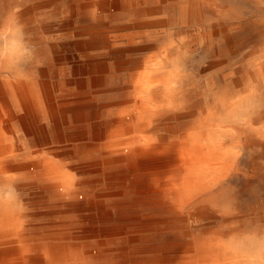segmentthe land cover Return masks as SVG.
Here are the masks:
<instances>
[{"label":"bare ground","instance_id":"1","mask_svg":"<svg viewBox=\"0 0 264 264\" xmlns=\"http://www.w3.org/2000/svg\"><path fill=\"white\" fill-rule=\"evenodd\" d=\"M74 1L52 2L63 18L52 36L56 24L43 25L32 6L0 23V264H264V196L243 206L232 193L235 179L253 192L264 178V52L250 57L253 70L218 89L208 82L191 99L169 46L108 102L111 43L127 36L98 27L114 15L109 1ZM152 4L168 27H186L194 9L211 5L113 8L129 16ZM27 27L39 47L19 74L25 53L14 31ZM220 33L192 39L202 46Z\"/></svg>","mask_w":264,"mask_h":264},{"label":"rangeland","instance_id":"2","mask_svg":"<svg viewBox=\"0 0 264 264\" xmlns=\"http://www.w3.org/2000/svg\"><path fill=\"white\" fill-rule=\"evenodd\" d=\"M53 1L61 2L62 6L72 3V0ZM53 1L0 0V23H3L10 13L20 12L24 8L32 6L33 8L35 7L36 13L41 14L39 19L43 25L56 24L46 31V35L52 36L58 34L60 32H57L59 31V23L57 20H62L63 18L61 13L53 12L52 9L55 8L51 6ZM90 1L93 2L96 0H75V3H73L79 6ZM106 1H109V6L112 8H106V10H113L112 14L114 15L109 16V13L105 12V15H108L106 23L96 25H100L98 27H103L110 32H115L114 30H116L120 35L127 36L126 38H119L116 41L112 40L113 43H111L116 55H112L111 60L108 61V74L111 76L106 85L108 88L109 86L110 88L115 87L116 91L110 92L107 95L106 100L108 102L114 101V99L119 98L121 95L122 92L118 90V86L123 87V83L127 84L129 77L135 75L136 70L146 66L143 64L152 60L153 56V59H156L160 52L169 46V51L171 56H173L172 59H175L172 60L173 62L171 61V67L176 66L182 74L183 79L186 80L185 88L189 92L191 99H196L199 95L206 92L208 82L212 87L218 89L228 84V81H224L225 77L234 73L240 76L247 71L253 70L255 63L252 62L250 57L264 52L262 50L264 49V0H208L211 5L206 4L199 10L194 9L190 22L186 27L179 25L168 27L164 24L163 20L160 18L157 19L160 17L157 15L160 5L157 4L135 9L134 11L136 13L129 15V17L125 10L119 8L116 11L114 10L115 0ZM218 9L225 11V14L221 18H218L216 14ZM134 19L140 22L133 23L132 20ZM214 27L226 33H220L211 43H205L202 46L192 39L193 36H197L196 34H200L204 30L209 31ZM14 32L13 43L20 46L25 53V56H23L22 60L16 66L18 73L23 74L28 65V55L38 50L37 38L39 34L32 27L24 29L15 28ZM192 33L193 35H191ZM128 36L133 37V41H129ZM227 39H229V42H226ZM251 42L253 43L251 44ZM228 46L234 49V53L224 55L219 53L221 49H226ZM116 76L117 78H115ZM250 158H252V154L248 153L241 164L243 172L247 171V168L250 166L252 160ZM95 179L93 176L83 178L82 180L86 182L94 181ZM263 180L264 178L257 179L254 183V191L251 192L243 189L245 183L243 178L235 179L232 183V193L237 198L241 197L239 201L243 206L256 205L260 197L264 196ZM95 186L98 189L102 187L98 183H95ZM35 200L29 198L24 202L32 203ZM81 226L79 224L76 230L85 232L86 229ZM155 241H158V239Z\"/></svg>","mask_w":264,"mask_h":264}]
</instances>
